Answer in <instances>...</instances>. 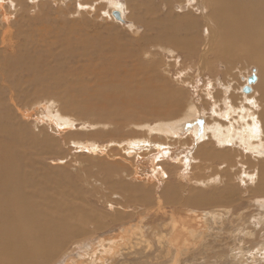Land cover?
I'll list each match as a JSON object with an SVG mask.
<instances>
[{"label":"rangeland","instance_id":"374dc122","mask_svg":"<svg viewBox=\"0 0 264 264\" xmlns=\"http://www.w3.org/2000/svg\"><path fill=\"white\" fill-rule=\"evenodd\" d=\"M112 2L122 4L123 9H120V13L124 21L115 17L113 11L115 7ZM171 2L175 5L170 6L167 0H16L17 19L12 18L11 25H8L0 14V65L6 63L13 65H7L2 69L8 74V83L19 95V98L15 99L16 105L8 99L13 122L22 126V132L25 131L23 133L25 144L29 139L43 143V138L47 134V138L57 143L55 148L46 145L44 153L41 149L45 144L39 145L41 147L40 150L38 149L39 153L35 151L36 147L28 148L33 157V166L35 170L39 169L40 174H45L47 171L54 180L60 179L59 187H53L59 190L56 192L53 190L58 198L62 190V192L68 190L66 192L74 193L75 196L80 193L78 198L82 203L76 201L78 198L73 203H77L76 205L81 203L80 207L85 208L86 214L90 212L88 215L92 216V219L88 216L90 222L84 218L88 221L84 226L88 236L76 243L66 244L64 253L53 262H49L50 264H64L67 255L78 256L92 243L104 238H117L128 228H135L141 224L146 232L145 239L139 240L137 235L131 243L133 247L124 246L125 248L122 249L124 251L115 258L116 260L113 259V262L110 260L108 264H264L263 254L258 255L257 260L254 261L250 254L251 249L256 253L257 248L264 241V224L263 227L256 229V234L250 238L246 235H236L238 231L232 233L235 226L248 223L249 217V221L259 217L263 210H259L255 200L250 201L252 198L258 199L264 196V186L261 187L264 184V174L261 167L260 189L255 188L254 185L242 184L240 177L234 178V185L228 189L224 183L218 184L220 189H215V186L210 188L214 201L231 200L228 204L233 205L235 214L226 216L224 224L220 221L218 225L213 221L209 223L210 230H205L200 246L194 245L190 252L183 254L179 262L174 263L167 255L166 248H162L158 241L160 235H163V230L164 233L170 232L171 226L167 227V225H172V218L167 219V216H161V213L157 216L155 214L158 211L155 201L170 184H164V181L160 180L159 186L155 185L154 182L158 180L153 176L154 172L151 169L154 155L143 158L145 164H139L140 171L135 177L129 170L117 171L118 169L113 165L115 162L106 159L105 156L96 158L77 152L69 143L71 139L78 138H93L100 142L129 138L134 132L141 130L137 127L168 118L174 112L170 106L178 102L179 97L184 104L194 100L205 110L206 102H209V107L211 105V100L204 97L207 87L212 88L222 100L228 89L227 85H230L233 93L238 97L240 92L246 93L243 87L248 84L247 79L254 72L258 81L253 84L254 91L249 93L254 99L264 98V67L258 62L244 58V60L230 61L232 65L234 64L232 66L224 57H219L221 62L217 56L216 58L211 54L210 66L203 67L198 55L191 56L182 49L181 53L184 55L177 49L172 54L174 47L168 42H162V49L160 48L162 46H157L161 44L160 20L168 19L166 23L173 24L172 21L188 11L200 16V11L194 10L190 5L193 4V0H171ZM19 4L26 7V10L19 11ZM147 6H155L158 10L148 13ZM8 8L11 9L9 6ZM202 29L201 23L198 31L196 29L192 32L197 33L198 39L202 41H199V45L204 44L207 36L206 31ZM192 33L187 34L188 37ZM14 50H18L16 54H19V58L27 59L26 62L16 63L18 59L13 55ZM213 57L216 58L215 61ZM245 60L247 62H244ZM25 63H29L30 68H27ZM32 64L40 74H55L56 77H62V81H56V78L47 79L44 85L48 84L49 87L44 89L48 91L51 88V90L44 96L37 95L35 91L37 85L31 80L35 73ZM14 81L18 83V87L14 85ZM37 93H41V89ZM48 98L56 100V106L61 105L57 102L61 100L60 111L78 118V128L75 126L74 130L59 132L52 127L51 122L45 118L48 108H44V104L50 106ZM100 121L108 122L110 125L102 126L99 124ZM205 138L204 141L208 140L207 136ZM202 141H196L191 146L193 149L191 151H188L186 146L178 145L171 152H165L166 157L158 158L157 163L167 165L183 158L185 153L190 152L192 155L195 151L194 146L201 144ZM184 148L185 151L180 153ZM226 164V159L222 158L220 161L212 160L211 166L212 168L216 166L220 170L218 173H221L225 170ZM191 165L193 164L189 165L190 168ZM248 165L246 158L242 162L240 159H235L231 163L232 173L248 168ZM112 169H116L114 174ZM171 170L174 171V168L171 167ZM108 171L110 172L107 173ZM189 171L193 172L192 169ZM202 174L204 177L209 176L212 174L211 168ZM174 181L175 178L171 176L170 183L176 184ZM122 206L133 208L134 212H124ZM171 207L170 205L167 207L169 213L175 210L179 220L185 219L188 223H191L189 216L196 213L190 208V215L187 216L186 212ZM242 213L245 221L241 222L244 220L243 217L238 220L237 215ZM155 227L158 229L154 232L152 229ZM156 237L158 240H154ZM136 238L138 241L135 240ZM236 243L239 246L236 247ZM241 248L245 256L235 258V253L241 251ZM246 250L249 253H246L248 252Z\"/></svg>","mask_w":264,"mask_h":264},{"label":"bare ground","instance_id":"6f19581e","mask_svg":"<svg viewBox=\"0 0 264 264\" xmlns=\"http://www.w3.org/2000/svg\"><path fill=\"white\" fill-rule=\"evenodd\" d=\"M167 3L170 6L175 5L171 0H167ZM112 4L115 7L113 11L120 12V9H123L122 4L118 2H112ZM164 5H166L165 2ZM190 5L194 10L200 11V16L188 11L172 21L173 24L166 23L168 19L160 20L159 36L163 41L159 40L161 44H157V46H162V42H168L171 47H174L172 54L177 50L180 53L184 50V53L187 52L191 56H193L192 54L198 55L199 62L202 63L203 67L210 66L211 54L218 58L224 57L228 61L227 63L246 58L248 61L258 62L264 67V0H193V4ZM8 6L11 8L10 10ZM18 7L19 11L26 10V7H22L20 4ZM147 7L148 13L157 9L155 6ZM0 14L3 15V19L7 21V24L11 25L13 19H17L16 0H0ZM144 18L146 17L144 16ZM201 23L202 30L206 31L207 35L205 36L206 40L203 42L204 46L199 45L201 40L198 39L197 33H192L196 29L198 31ZM189 33L192 34L188 37L187 34ZM201 46L203 47L201 48ZM160 48L162 49L163 46ZM14 51L13 55L18 59L16 63L19 64V61L26 62L27 59H24V57L19 58V54H16L18 50ZM215 57H213V61L216 60L217 57ZM172 58L175 57L172 56ZM247 60L244 62H247ZM219 61L222 62L220 58ZM25 64L27 68H30L28 67L30 66L29 63ZM2 65H0V264H48L64 253L66 244L69 242L76 243L83 237L88 236L84 226L88 221L90 222L92 216L88 215L90 212L86 214L85 208L80 207L82 203L78 198L80 193L75 196L74 193L66 192L68 190L64 192L62 190L61 194L58 193L60 195L58 198V195L54 192L58 190L55 189V186L59 187L58 182L60 179L56 181L48 175L47 171H42L45 174H40L39 169L35 170L33 157L28 148L36 147L35 151H38V149H41L39 145L45 144L41 149L44 153L46 145L55 148L57 143L47 138L48 134L44 138L41 137L44 140L43 143L32 139H29L27 144L24 143L23 133L25 131L22 132V126L13 122L8 104L9 99L12 104L16 105L15 99L19 98V95L16 89L8 83V74L2 69L7 65H13L10 63ZM32 68H35V73L31 80L37 85L35 91L39 92L41 89V93L36 92L39 96H44L51 90V88L48 91L44 89L49 87L48 84L44 85L47 79L56 78V81H62V77H56L55 74H40L34 64H32ZM18 69L20 70L19 67ZM14 85L18 87V83L15 81ZM227 86L228 89L225 87V97L222 100L216 92L212 91V88H206L204 97L211 100V105L209 107V102H206L205 110L194 100H187L190 102L185 103V106L183 100L181 101L179 97L178 102L170 106V109L174 112L168 118L160 119L154 123H147L143 127H137L141 129L140 132L135 130V134L133 133V136L129 138L116 139L113 142H100L93 138H78L69 141L77 152H83L96 158L105 156L106 159L115 162L113 165L114 168L118 169L117 171L129 170L135 177L138 176L140 171L139 164H145L143 158L154 155L151 169L154 172L153 176H156L158 180L154 182L155 185L158 184L159 186L160 180H163L164 184H170L168 188H165L162 195H158L155 201L158 211L155 210V214L157 216L158 213H161V216H167V219L172 218V225H167V227L171 226L170 232L164 233L163 230L162 236L158 234L160 235L159 240L157 237L154 240H158L162 248H166L167 255L174 263L179 262L183 254L190 252L194 245L201 243L205 230H210L209 223L213 221L217 224L220 221L224 224L226 216L235 214L236 210L233 205L228 204L231 202L230 199L213 200V194L210 193L211 187L215 186V189H220L218 184L222 185L224 183L228 189V187L234 185V178L236 177H240L241 183L244 185H254L258 189L264 186L262 184L259 188L262 169L264 174V98L261 100L259 98L254 99L252 94L241 92L236 97L233 88L230 85ZM251 87V92H253L254 85L252 84ZM52 98H48L49 107L44 104V108H48L45 118L51 122L52 127H55L59 132L74 130L75 126L78 128L79 119L77 118V120L61 112V100H57L61 105L57 104L56 106V100H52ZM99 124L102 126L110 125L108 122L103 121H100ZM205 136L208 138L206 141H204ZM198 140L203 141L201 144L194 146L195 151L192 155L190 152L185 153L183 158H179L176 162L164 163L167 165L157 163L158 158L164 159L166 153L171 152L178 145H181V147L186 146L188 151L193 150L191 146ZM184 151L185 148L180 153ZM81 156L83 157V155ZM222 158L226 159L227 164L225 170L218 173L220 170L216 166L212 168L211 163L212 160L213 162L220 161ZM245 158L249 163L248 168L239 169V171L236 170L232 173L231 163L235 159H240L242 162ZM106 164L104 165L107 166ZM190 164H193L191 168L189 167ZM157 166L160 168L156 169ZM171 167L174 168V171L171 170ZM208 168H211L212 174L204 177L202 173L207 171ZM116 169H112L113 174ZM190 169H192V173H190ZM171 176L175 178L174 182L176 184L170 183ZM77 198L78 200H76ZM74 200L80 201V205L74 204ZM254 200L259 205V210L263 209L259 217H254L249 221L250 217L248 216V223L238 224L239 226H235L232 233L238 231L236 235H246L250 238L256 234V229L264 224V196L258 199L256 197L252 198L250 201ZM169 205L176 210L186 212L187 216L190 215V208H192L196 213L189 216L191 223H188L185 219V221L183 219L179 220L175 210L169 213L167 209ZM122 207L124 212H134L133 208ZM248 210L247 212H249ZM242 215L243 213L237 215L238 220ZM84 218L90 220L85 221ZM243 219H240L241 222L245 221L244 217ZM94 222L97 224V221L94 220ZM98 226L96 225L97 228ZM155 229L158 228L155 227L152 231ZM145 234L142 224L137 225L135 228L130 227L117 238H104L101 241L92 243L90 247L84 248L78 256L67 255L64 264H108L110 260L113 262V259L124 251H122L124 246L129 247L128 245H131L133 247L131 244L133 238L139 235L138 239L144 240ZM237 246L239 245L237 244ZM243 248L246 249V247ZM243 248H241V251H236L235 258L245 256ZM252 251L251 249L250 254L253 261L257 260L258 255H264V241L257 248L256 253ZM246 253H249V251Z\"/></svg>","mask_w":264,"mask_h":264},{"label":"water","instance_id":"95a60500","mask_svg":"<svg viewBox=\"0 0 264 264\" xmlns=\"http://www.w3.org/2000/svg\"><path fill=\"white\" fill-rule=\"evenodd\" d=\"M114 15L117 19L121 20V21H124V19L122 18V15L119 11L115 10L114 11ZM248 84L245 85V87H243V91L246 92V93H249L252 91V84L256 83L258 81L257 79V75L255 74V72L248 77Z\"/></svg>","mask_w":264,"mask_h":264}]
</instances>
